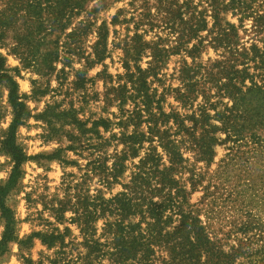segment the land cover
<instances>
[{"label": "rangeland", "instance_id": "1", "mask_svg": "<svg viewBox=\"0 0 264 264\" xmlns=\"http://www.w3.org/2000/svg\"><path fill=\"white\" fill-rule=\"evenodd\" d=\"M144 1L80 0L79 8L68 12L67 7L63 14L60 11L64 8L63 1L0 0V55L5 60L4 68L17 83V93L26 108L23 122L15 132L16 143L26 159L20 166L17 183L5 197L15 220L14 237L0 255V264H85L88 248L80 231L81 224L74 220L76 214L71 208L76 201L75 194L79 192L90 200L98 195L109 198L121 191V183H127L135 170L132 163H138L148 146L143 143L144 148L137 156L125 161V171L109 186L103 184L100 169L93 170V164H103L105 157L106 165L110 166L114 152L119 153L123 148L114 137L133 130V126L123 129L117 124L125 119L127 110L133 109V100L120 105L114 95L119 85L130 90L128 75L136 72L137 66L143 70L155 68L157 74H152L153 69L147 81L151 93L161 100L163 111H177L184 118L185 126L190 127L193 111L197 114L199 107L205 106L212 117L210 123L223 128L214 115L225 105L231 106L232 100L222 97L219 99L222 103L213 108V101L218 98L213 97L216 91L213 73L208 69L216 72L210 68L213 61L223 60L228 54L225 49H214L208 43L212 38L208 30L200 32L206 40L194 56L182 50L169 55L163 65H148L151 56L146 50L139 65H124V47L135 32V22L145 12ZM251 6L259 13L264 12L263 0H255ZM203 7L205 4L200 6ZM151 12L155 14V9ZM116 13L121 22L112 24ZM240 18V14L233 16L228 12L222 20L223 25L230 23L237 31L233 47L249 53L252 44L262 48L264 27L261 33H256L251 16L242 21ZM207 21V27L211 28L212 18L207 17ZM103 25L107 29L106 48L103 58L98 60L94 45ZM139 27L136 33L143 41H157L164 46L173 45L178 35L163 26L147 33H144L147 24ZM190 41L186 48L198 44L195 38ZM248 66L249 73H256L253 63L249 62ZM236 67L242 70L244 65ZM183 71H188L196 83L197 94L191 95L190 104L176 98V90L184 85ZM245 83L249 85V79ZM8 94L7 86L0 83V186L6 183L14 164L4 148L14 114ZM205 94L210 97L205 99ZM206 100L212 105L206 106ZM140 130L146 131V124ZM252 135L264 139V127H245L237 141L229 138L224 129L216 131L217 142L209 164L196 161L195 153L181 145L186 164L194 168L198 180L189 196L190 204L199 209L198 217L215 246L225 253L234 247L239 253L229 261L213 257V264H264V164L258 166L252 157ZM158 151L168 164L160 147ZM190 175L185 170L175 177L186 181L189 190ZM61 204L65 205L64 211L58 214ZM104 221L100 217L93 223L94 238L102 233ZM3 230L4 219L0 213V238ZM34 233L38 236L29 238ZM58 234L61 237L52 246L41 240V236ZM204 260L205 256L201 257V264ZM102 263L109 264V261L104 259ZM153 264H162V261L155 259Z\"/></svg>", "mask_w": 264, "mask_h": 264}, {"label": "trees", "instance_id": "2", "mask_svg": "<svg viewBox=\"0 0 264 264\" xmlns=\"http://www.w3.org/2000/svg\"><path fill=\"white\" fill-rule=\"evenodd\" d=\"M55 1H63L64 8L60 11L64 14L67 7L68 12L79 8L80 0ZM253 1L255 0L248 3L241 0H153L152 3L144 1L145 12L141 13L139 21L135 22V32L124 47V65H139L146 50L150 51L151 56L148 65H163L169 55L178 54L182 50L194 56L193 53L199 51L203 40H206L200 32L208 30L212 35L208 43L214 49H225L228 54L223 60L213 61L210 68H215L216 72L208 69L213 73V88L216 90L213 97L218 98L213 101V108L222 103L219 100L222 97L230 98L232 104H224L222 111L215 112L214 117L221 122L223 128L210 123L212 117L205 111V106L199 107L198 115L193 111L190 117L193 125L186 127L184 118L177 111H163L161 100L151 93L147 78L153 69L152 74H157L154 67L143 70L137 66L136 72L129 73L130 90L125 85H119L115 89L114 99L118 100L120 105L128 99L133 100V109L127 110L125 119L117 123L123 129L133 126V130L123 131L119 137L113 136L117 142L123 144L122 150L119 153L114 152L110 166L106 165L105 157L103 164H93V170L100 169L103 184L109 186L117 182L125 171V161L137 156L138 151L144 148L143 143H148V146L138 163H132L135 170L127 183H121V191L109 198L98 195L90 200L79 192L75 194L76 201L71 204V208L76 214L74 220L81 224L80 231L88 248L85 264H103L104 259L108 260L109 264H153L155 259H161L162 264H201L203 256L205 260L202 264H213V257L229 261L231 257L239 254L234 247H231L230 253H225L215 246L213 237L198 217L199 209H194L193 204H190L189 196L198 180L194 168L191 169L186 164L181 145L195 153L196 161L209 164L214 155L213 146L217 142L214 136L216 131L224 129L229 138L237 141L241 139V132L245 127H264V37L262 48L252 44L250 53L246 50L239 52L233 47L237 37L235 27L227 22L226 26L222 24L224 15L228 12L233 16L240 14V21L251 16L253 30L261 33L264 27V12L259 13L252 9ZM203 4L205 7L200 8ZM152 8L155 9V14H152ZM60 11L57 14L62 16ZM118 14L112 17V24L121 22ZM207 17L213 20L211 28L207 27ZM122 22L128 21L122 19ZM142 24L148 26L144 33L162 26L172 33H178L174 44L164 46L157 41H143L141 35L136 33ZM106 35L105 25L99 27V38L94 45V55L98 60L103 58L105 52ZM193 38L198 40V44L186 48ZM130 61H133V64H130ZM249 62L253 63L256 73L248 72ZM238 64L244 65V68L237 69ZM4 65L5 60L0 55V83L7 86L9 102L14 111L4 140V148L14 164L6 183L0 186V213L4 219L0 255L6 251L7 243L14 237L15 220L12 210L5 203V197L17 183L20 166L26 159L15 140L16 128L22 124L26 108L17 93L16 81ZM183 73L184 85L176 90V98L184 104H190L189 102L193 101L191 95L197 94L196 83L192 81L188 71ZM247 79L249 85L245 83ZM209 97L205 94V99ZM208 103L212 105L206 100V106ZM170 122L172 125H169ZM142 124H146V131L140 130ZM104 127H108L106 121ZM251 138L254 144L252 157L259 166L264 164V139L258 135H252ZM159 147L165 153L168 164L164 163L163 156L158 151ZM185 170L191 172L188 178L191 183L189 190L186 181L175 177V174ZM64 207L65 205L61 204V208L56 212L61 214ZM100 217L105 219L103 231L99 237L94 238L96 228L93 223ZM65 232H68V228H65ZM33 236L38 235L34 233L29 238ZM58 237H61V234L41 236V240L52 246Z\"/></svg>", "mask_w": 264, "mask_h": 264}]
</instances>
